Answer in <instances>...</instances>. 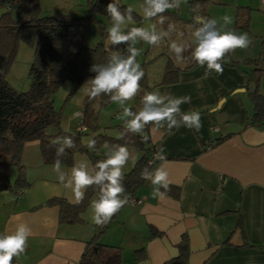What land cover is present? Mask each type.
<instances>
[{"label":"crops","instance_id":"0c3cea01","mask_svg":"<svg viewBox=\"0 0 264 264\" xmlns=\"http://www.w3.org/2000/svg\"><path fill=\"white\" fill-rule=\"evenodd\" d=\"M212 3L223 4L212 0L208 17H212L208 11ZM186 4L177 9L184 18L188 17ZM240 6L250 7L239 4L229 28L235 25ZM249 26L248 22L245 31L254 38L257 35L258 44L252 48L251 43L243 57L230 53L222 74L213 71L205 77L206 66L195 64L180 69L174 82L158 84V78L150 84L151 91L190 96V103L181 108L198 111L203 127L199 133L181 127L163 135L162 128L149 126L153 148L156 152L163 148L165 156L151 169L163 163L170 184L178 185L180 194L177 199L167 194L153 199V186L145 181L135 201L125 205L103 229L99 242L120 247L122 264H162L177 254L182 234L188 238V264H264V125L248 123L254 108L245 71L252 65L242 63L258 59L264 69V31L256 34ZM239 30L243 29L235 31ZM231 61L237 65H230ZM258 88L264 94V73ZM22 162L35 187L26 189L21 197L13 191L0 192V233H11L22 223L31 228L26 251L14 259L20 264H77L86 242L97 231L92 220L94 199L82 223L60 224L57 207L44 203L52 196L74 201L71 189L56 185L61 183L53 165L42 163L36 141L24 145ZM31 164L41 168L33 172V178L27 170ZM131 165L129 160L124 170ZM62 166L66 171L72 167ZM55 174V179L50 178ZM151 227L162 234L148 237ZM140 249L145 256L136 260L135 251Z\"/></svg>","mask_w":264,"mask_h":264},{"label":"trees","instance_id":"16d2710c","mask_svg":"<svg viewBox=\"0 0 264 264\" xmlns=\"http://www.w3.org/2000/svg\"><path fill=\"white\" fill-rule=\"evenodd\" d=\"M211 1L188 0L186 4L187 18L182 17L177 9L169 10L165 15L173 18V20L191 24L192 16L196 12L208 16L207 6ZM109 2L111 0H91L90 4L93 12L103 14L110 19L106 13V6ZM119 4L122 9L127 7L124 4ZM0 6L5 7V11L0 15V192L13 191L17 194L16 196H19V191L28 188L30 185L26 166L22 162L23 147L26 143L36 141L42 163L54 165L56 146L52 144V141L63 135H72L76 142V148L66 150L67 155L61 158L62 165L65 166L73 164L76 153H83L88 157L92 167L97 161L106 158L105 153L101 151L105 142L114 145L124 144L130 140L134 141V143L129 144V147L139 150V155L132 167L124 170L123 180L130 199H134L137 190L145 183V180L140 178L142 168L149 166L151 169L152 165L158 161L150 162L153 153H156L150 139L147 142H142L139 135L131 133L123 140L118 139V137L98 134L90 137L96 139L97 144L95 149H89L87 144L90 138L83 141L82 134H85L88 125H91L90 122H95L96 107L102 106L109 99L102 97L89 100L85 96L80 112L81 117H78L77 130L72 132H65L59 128L61 114L53 106V94L64 81L73 82L76 88L83 81L95 75L89 69L94 63L106 61L108 49L104 43H99L94 47L83 45L80 40V27L85 18L71 14H43L39 0H0ZM12 8L16 9L15 14L11 13ZM249 10V6L238 7L234 30L238 28L247 29ZM133 14L136 20L141 19V16L136 12ZM19 41L34 47V60L29 68L30 86L26 91L15 90L6 80L7 71ZM242 63L252 65L249 70L245 71L249 75V83L246 85V89L254 108L248 123L258 126L264 125V94L258 88V81L264 73V69L261 68L258 59H245ZM145 64H141L145 76L140 83L141 88H144L145 93H147L151 92V87L148 84ZM187 64L180 67L172 58H169L158 84L176 81L180 69L192 67L196 62L191 58ZM229 64L237 65L232 61ZM50 126L57 127L59 130L56 133H49L47 129ZM91 126L96 127L93 124ZM149 126L144 133L147 136ZM119 129L121 132L123 125L119 126ZM162 129L163 135L170 132L166 127ZM12 175H14L13 181ZM95 188L96 186L87 189L85 199L81 204L69 201L64 196H52L44 204L57 207L60 224L82 223L84 212L90 200L98 198V189ZM170 189L167 195L177 199L180 194V187L170 184ZM116 215L111 221L115 219ZM107 225L103 227L95 225L97 231L86 242L77 264H122L120 247L104 245L99 242V236ZM161 234V231L151 227L148 237L160 236ZM245 243L243 242V244ZM176 248L177 254L162 264H188L189 245L186 234L181 235ZM142 251L141 249L135 251L136 260L145 256ZM12 264L20 263L13 258Z\"/></svg>","mask_w":264,"mask_h":264},{"label":"clouds","instance_id":"9594fccd","mask_svg":"<svg viewBox=\"0 0 264 264\" xmlns=\"http://www.w3.org/2000/svg\"><path fill=\"white\" fill-rule=\"evenodd\" d=\"M187 0H143L141 9L147 21L156 20L163 25L167 18L164 14L169 10L179 9ZM106 13L110 18V26L106 28L107 41L111 46L104 63H94L89 71L95 75L82 86L89 100L107 97L110 102L120 106L121 111L117 119L123 121V130L118 139L123 140L129 133L139 135L142 142H147L145 129L149 125L156 128L166 127L170 132L181 127L199 133L203 127L201 114L195 110L183 111L181 105L190 103V96L177 97L170 93H162L159 89L145 93L141 98V107L134 111L126 106L141 92V81L145 72L138 62L142 49L136 45L139 42L151 46H159L162 41H168V48L177 61L184 58V53L190 51L193 60L200 67L206 66L205 77L210 72L222 74L223 65L230 60V53L237 49H247L251 43V36L245 32L238 34L228 26L233 23L229 15L220 18L208 17L196 12L192 16L193 41L190 44L168 40L171 33L177 30L174 22H169L167 29H157L156 23L148 26H131L134 20V9L129 6L121 8L119 0H111L106 6ZM126 45V55L120 50H113L115 46ZM75 116L81 114L76 113ZM68 129H65L67 132ZM134 141L124 144H109L105 142V159L97 161L89 171V163L81 160L73 164L70 171L62 166V157L67 155L68 149L76 148L72 135H63L52 141L56 146V159L53 171L58 181L71 189L76 204L85 199L88 188L96 186L98 198L91 202L93 210L92 220L98 227L111 222L112 218L130 202V195L123 184L124 168L132 160L136 162L135 148L129 147ZM97 140L90 138L89 149H95ZM155 159L165 160L164 149H159ZM140 178L153 186L152 198L162 199L171 190L169 173L162 163L155 169L149 166L142 168ZM163 189V191H161ZM31 228L27 224H19L9 233H0V264H12L13 258L21 255L27 249Z\"/></svg>","mask_w":264,"mask_h":264},{"label":"rangeland","instance_id":"374dc122","mask_svg":"<svg viewBox=\"0 0 264 264\" xmlns=\"http://www.w3.org/2000/svg\"><path fill=\"white\" fill-rule=\"evenodd\" d=\"M223 4H211L209 6L208 11L212 17L220 18L224 15H229L232 20L236 11V8L239 4H248L251 9L249 10V24L251 32H255L256 34H260V32L264 31V2L261 0H217ZM91 0H39L40 8L43 14H71L75 16L84 17L85 19L82 21L80 27V40L81 43L88 47H94L99 43H104L105 47L109 49L111 46L107 41V33L106 28L110 26V19L105 17L103 14H99L98 12H93L90 4ZM143 0H119V3L126 5L127 7L131 6L138 15L141 16V19L138 21L134 18L131 26H148L152 23H156L157 29H167V25L169 22H174L177 26V30L170 34L167 38L168 40H176L178 43L182 44H190L193 41L192 32L193 26L188 25L177 20H173V18L165 15L167 18L163 25L157 23L156 20L147 21L143 17V12L141 9V4ZM180 8H183L181 5ZM175 10V9H173ZM5 11V7L0 6V15ZM12 14H15L16 9L12 8ZM234 22V21H233ZM233 25V23L231 24ZM230 26V25H229ZM248 27V30H249ZM234 28V26L230 27ZM243 31V32H242ZM245 30H239L238 34H243ZM251 36L252 38V48L256 47L258 44V36ZM162 44L159 46H151L143 42H139L136 46L142 49V54L137 58L140 64L146 63L147 69V78L148 84L154 83L160 78L164 66L169 58H172L176 64H185L189 62L190 58H192L190 51H186L184 53V58L181 61H177L172 53H170L168 48V41H162ZM126 45L121 44L115 46L113 50H120L124 52L126 55ZM249 49H237L235 51L236 56L243 57L247 55ZM253 56V55H251ZM34 60V47L26 44L22 41H19L17 44L16 52L14 57L11 59L10 66L8 68L6 74V80L10 86H12L15 90L18 91H26L30 86V78H29V68L31 63ZM88 80V79H86ZM78 86L74 87V83L71 81H64L54 92L53 94V106L54 108L60 112V123L59 128L61 130L68 129V131L72 132L77 130V126L79 123L78 116L74 114L82 111L83 100L86 94L82 86L86 82ZM145 94L144 88H141V92L133 98L131 101L126 102V106L139 110L141 107V98ZM121 108L118 104L113 102H106L102 106L96 107V119L95 122H90L96 126L93 128L90 124L88 125L87 131L85 134H82L83 141H86L93 135H106L110 137H118L120 133L119 126L123 125V121L117 119V115L120 113ZM59 129L54 126H50L47 131L49 133H56ZM134 148V147H131ZM130 148V149H131ZM101 151L106 153V149L103 147ZM139 150L135 148L134 155L137 156ZM38 154H35V157ZM34 159V155H32ZM80 157V158H79ZM87 161L89 163V169L91 170V164L88 157L83 153H76L74 156L73 164L81 161ZM72 164V166H73ZM132 166V165H131ZM130 168V167H129ZM39 167L31 164L30 167L27 168L29 170L30 176L33 178V172H37ZM15 171V170H14ZM52 179L56 178L55 175H51ZM14 179V175H12V181ZM58 181V180H57ZM34 185H29L26 189H32L35 187ZM63 186L62 184H56ZM26 189L19 191V196L21 197L23 192H26ZM69 190V188H65ZM15 196L17 194H14ZM91 201V200H90ZM93 201V200H92ZM91 201V202H92ZM89 208V205L86 208ZM36 240L33 239V242ZM33 252V251H31ZM30 253V252H29Z\"/></svg>","mask_w":264,"mask_h":264},{"label":"built area","instance_id":"2783aa9c","mask_svg":"<svg viewBox=\"0 0 264 264\" xmlns=\"http://www.w3.org/2000/svg\"><path fill=\"white\" fill-rule=\"evenodd\" d=\"M261 1L264 2V0H261ZM79 114H80V112H79ZM78 117H81V115H79ZM154 156H155V153H153V155H152V157L150 159V162H152L154 160H159V159H155ZM130 201L134 202L135 200L134 199H130Z\"/></svg>","mask_w":264,"mask_h":264}]
</instances>
